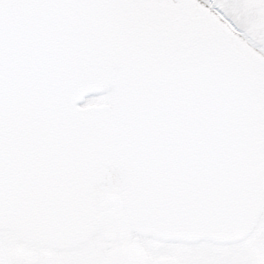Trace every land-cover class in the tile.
<instances>
[{"label": "water", "instance_id": "1", "mask_svg": "<svg viewBox=\"0 0 264 264\" xmlns=\"http://www.w3.org/2000/svg\"><path fill=\"white\" fill-rule=\"evenodd\" d=\"M179 1L181 11L190 13L189 1ZM197 19L227 35L211 18H168L157 0H0V27L12 31L18 23L24 25L27 32L18 43L36 61L28 63L29 75L22 80L29 103L63 124L66 141L79 137L67 147L81 151L82 159H71L64 148L58 152L60 163L83 171L88 158L101 161L96 153L89 156L87 140L102 145L104 135L112 140L107 133L118 136L109 156L126 187V227H120L179 237L236 236L248 231L258 213L264 127L248 95L250 83L245 91L250 79L246 62ZM83 51L91 56L88 64L80 60ZM112 66L119 68L115 82L110 81ZM7 81L12 82L9 88L15 83L8 78L0 88ZM106 85L116 89L109 113L113 122L106 134L97 128L92 134L89 113L74 111L71 100L84 87L99 90ZM27 120L32 118L27 115ZM65 124L83 128L87 138L76 130L69 133ZM0 125H9L6 118ZM65 167L57 165L54 171L60 168L58 173L66 174ZM61 180L57 189L53 180L35 178V186L49 187V202L35 208L17 204L31 210L28 222L20 218L21 211L9 210L11 201L0 194V217L15 221L20 232L33 231L32 236L66 238L83 230L86 222L93 227L98 219L89 211L85 216L78 190L68 187L71 179ZM25 181L30 183V177Z\"/></svg>", "mask_w": 264, "mask_h": 264}, {"label": "bare ground", "instance_id": "2", "mask_svg": "<svg viewBox=\"0 0 264 264\" xmlns=\"http://www.w3.org/2000/svg\"><path fill=\"white\" fill-rule=\"evenodd\" d=\"M190 13L195 18H211L219 23L227 30V35L231 45L235 48L241 58L246 62L250 80L254 77V82L251 83L255 89L253 94L257 96L258 92L264 88V55L250 44L244 37L234 31L226 22V20L211 9L204 0H188ZM164 15L174 18L176 13L181 11L180 2L177 0H157ZM178 4V5H177Z\"/></svg>", "mask_w": 264, "mask_h": 264}, {"label": "flooded vegetation", "instance_id": "3", "mask_svg": "<svg viewBox=\"0 0 264 264\" xmlns=\"http://www.w3.org/2000/svg\"><path fill=\"white\" fill-rule=\"evenodd\" d=\"M11 242H7L4 247V251L0 252L3 255L4 260L7 264H44L43 262V253L38 248H25L23 251H17L14 245L9 244ZM197 256L201 257V254ZM62 260L61 264H78V258H76L73 254L58 256L57 264L59 260ZM74 261V263H71Z\"/></svg>", "mask_w": 264, "mask_h": 264}, {"label": "rangeland", "instance_id": "4", "mask_svg": "<svg viewBox=\"0 0 264 264\" xmlns=\"http://www.w3.org/2000/svg\"><path fill=\"white\" fill-rule=\"evenodd\" d=\"M263 222L264 223V206H263V208H262V211H261V213H260V216H259V218H258V223L259 222ZM154 252V251H153ZM155 253V252H154Z\"/></svg>", "mask_w": 264, "mask_h": 264}]
</instances>
